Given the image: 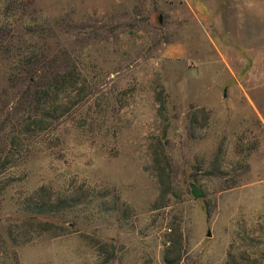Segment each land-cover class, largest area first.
<instances>
[{
    "label": "rangeland",
    "instance_id": "374dc122",
    "mask_svg": "<svg viewBox=\"0 0 264 264\" xmlns=\"http://www.w3.org/2000/svg\"><path fill=\"white\" fill-rule=\"evenodd\" d=\"M0 264H264V0H0Z\"/></svg>",
    "mask_w": 264,
    "mask_h": 264
},
{
    "label": "water",
    "instance_id": "95a60500",
    "mask_svg": "<svg viewBox=\"0 0 264 264\" xmlns=\"http://www.w3.org/2000/svg\"><path fill=\"white\" fill-rule=\"evenodd\" d=\"M196 192H197V191H195V190L193 191L194 194H196ZM207 235H209V232H207Z\"/></svg>",
    "mask_w": 264,
    "mask_h": 264
}]
</instances>
